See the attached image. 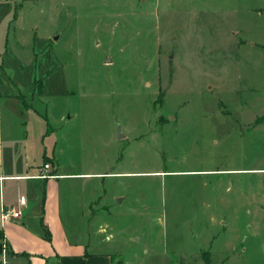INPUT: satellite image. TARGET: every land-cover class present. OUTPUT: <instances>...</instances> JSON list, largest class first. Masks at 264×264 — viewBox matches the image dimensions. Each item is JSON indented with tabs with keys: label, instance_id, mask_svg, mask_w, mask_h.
I'll use <instances>...</instances> for the list:
<instances>
[{
	"label": "rangeland",
	"instance_id": "obj_1",
	"mask_svg": "<svg viewBox=\"0 0 264 264\" xmlns=\"http://www.w3.org/2000/svg\"><path fill=\"white\" fill-rule=\"evenodd\" d=\"M263 116L264 0H0V172H127L58 181L114 264H264Z\"/></svg>",
	"mask_w": 264,
	"mask_h": 264
},
{
	"label": "crops",
	"instance_id": "obj_2",
	"mask_svg": "<svg viewBox=\"0 0 264 264\" xmlns=\"http://www.w3.org/2000/svg\"><path fill=\"white\" fill-rule=\"evenodd\" d=\"M64 120V118H63ZM46 154L44 150L42 157ZM44 159V158H43ZM42 159V161H43ZM54 163V162H53ZM43 171V166H37L34 172L31 169L21 173L0 172V207H10L16 204L19 196H24L27 205L21 210V217L16 220H9L5 223L0 219V230L4 241L9 249L15 253L10 259H18L25 255L30 264H114L111 253L102 244V234L105 232V225L101 221L86 217V212L91 210L95 202L100 201L101 193H94L93 197L84 201L78 209V220L72 219L69 226L63 224L60 215L61 202L58 181L62 178L73 180H86L104 178L106 175H121L126 173L105 172H69L59 171L51 178L37 177ZM22 179L29 180L24 184L25 192L17 194L16 197L6 189L5 181L14 180L20 182ZM38 190L39 180H42ZM17 183L16 188H20ZM42 187L45 188L44 198L41 200ZM98 202V203H99ZM45 226L49 239L44 237L42 227ZM108 236L105 237V240ZM100 240V242H98ZM7 263V262H6Z\"/></svg>",
	"mask_w": 264,
	"mask_h": 264
},
{
	"label": "built area",
	"instance_id": "obj_3",
	"mask_svg": "<svg viewBox=\"0 0 264 264\" xmlns=\"http://www.w3.org/2000/svg\"><path fill=\"white\" fill-rule=\"evenodd\" d=\"M49 168V164H45L43 167V171L37 175V177L40 178H51L54 177V174H48L47 173V169ZM1 180V179H0ZM2 189L0 186V195H1ZM27 205L26 201H25V197L24 196H19L17 198L16 204L12 205L10 207H0V219L2 223H5L9 220H16L18 218L21 217V210L23 207H25Z\"/></svg>",
	"mask_w": 264,
	"mask_h": 264
},
{
	"label": "trees",
	"instance_id": "obj_4",
	"mask_svg": "<svg viewBox=\"0 0 264 264\" xmlns=\"http://www.w3.org/2000/svg\"><path fill=\"white\" fill-rule=\"evenodd\" d=\"M44 191H45V188L42 187L41 200H43V198H44ZM42 230H43V233H44V237L49 239V234L47 233V230H46L45 226L42 227ZM201 258H203V260L206 262V264L211 263L212 258H210V252L209 251L202 252L201 253Z\"/></svg>",
	"mask_w": 264,
	"mask_h": 264
},
{
	"label": "water",
	"instance_id": "obj_5",
	"mask_svg": "<svg viewBox=\"0 0 264 264\" xmlns=\"http://www.w3.org/2000/svg\"><path fill=\"white\" fill-rule=\"evenodd\" d=\"M57 37H55V39H56ZM109 61V60H108ZM108 61H106V62H108Z\"/></svg>",
	"mask_w": 264,
	"mask_h": 264
}]
</instances>
